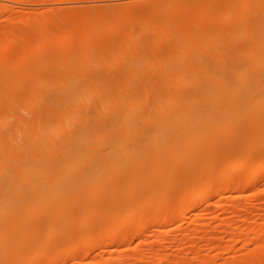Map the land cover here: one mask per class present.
<instances>
[{"label": "bare ground", "instance_id": "6f19581e", "mask_svg": "<svg viewBox=\"0 0 264 264\" xmlns=\"http://www.w3.org/2000/svg\"><path fill=\"white\" fill-rule=\"evenodd\" d=\"M158 1L141 15L108 6L2 28L0 264L168 262L172 255L147 251L148 229L162 237L178 214L213 198L223 216L237 217L239 198L264 182V0H219V16L216 0ZM234 7L237 20L225 18ZM106 56L113 66L103 65ZM256 205L264 215V201ZM255 220L223 232L224 252L237 239L259 248L231 264H264V220ZM201 228L218 253L211 223ZM186 235L163 241L178 242L168 263L214 264V255L199 259L192 243L184 247ZM132 244L146 249L127 259Z\"/></svg>", "mask_w": 264, "mask_h": 264}, {"label": "rangeland", "instance_id": "374dc122", "mask_svg": "<svg viewBox=\"0 0 264 264\" xmlns=\"http://www.w3.org/2000/svg\"><path fill=\"white\" fill-rule=\"evenodd\" d=\"M149 1L150 0H0V32H1V30H2V28H4L5 26H6V28L7 27H11V29H12V27H13V29H14V27H15V31H18V29L16 30V27L17 28H20V27H24V25H26L25 24V21H27V23H29L30 21H32V20H30L31 18H33V17H37V19L39 18H41L42 20H44L43 18L44 17H46V18H49L50 16H51V18H54V16L56 17V15L57 14H59V15H57V16H62V17H65L64 15H63V13L65 14H67V16L69 15V17L70 16H77V17H79V16H81V15H83V14H85V13H87L89 10L91 11V10H93V11H91V12H97V11H100L102 8H104V7H108V6H111L112 8H122V7H125V5H128L129 7V9L128 8H126V10L124 11L125 13H126V15L127 14H131V15H134V13L136 14H139L140 13V15H141V13H144V11L146 12L147 11V8L146 7H149L148 5L150 4L151 6L150 7H152V6H154L155 4H154V0H152L151 2L153 3V5L151 4V2L149 3ZM157 1L158 0H155V2L157 3ZM162 1L164 2V1H166V0H159L158 2H160V4L162 3ZM168 1V0H167ZM174 1V0H173ZM176 1V0H175ZM197 1V0H196ZM200 1H202V0H198V3L200 2ZM142 3V2H144V3H142V4H136V3ZM170 2H172V0H170ZM169 1H168V3H170ZM177 2V1H176ZM175 2V3H176ZM220 2H222V0H220ZM128 3H131V4H128ZM134 3V4H133ZM148 3V4H147ZM174 3V2H173ZM173 3H170L171 5L170 6H172L173 7ZM216 3H218L217 5H216ZM216 3H215V13H217V15L219 14V15H221L222 14V8H221V5H219V0H216ZM158 4V5H157ZM156 5H157V8L155 7L154 8V10L155 9H158V6L160 7V5H159V3H157ZM220 6V7H219ZM175 7V6H174ZM178 7V6H177ZM177 7L175 8V10L174 11H176V10H178L177 9ZM217 7H218V9H217ZM145 8H146V10H145ZM151 9V8H150ZM237 9V8H236ZM115 10V9H114ZM118 10V9H117ZM149 10V9H148ZM217 10H221V12H219V11H217ZM233 10H235V7H234V9L232 8V11L230 10V15H232V17L230 16V15H228L229 13L227 12V17L225 16V18H227V19H229L228 17H230V19H234L235 21L237 20V12H235V11H233ZM143 11V12H142ZM157 11V10H156ZM237 11V10H236ZM159 12V11H158ZM61 13H62V15H61ZM56 14V15H55ZM236 14V15H235ZM49 15V16H48ZM218 15V16H219ZM43 17V18H42ZM10 18V19H9ZM17 20V19H19V21L16 23H12L11 21H13V20ZM25 21H24V20ZM34 20L33 21H36L37 19H35V18H33ZM10 20V21H9ZM15 20V21H16ZM20 20H23L22 22H20ZM10 22V24H9V22ZM32 21V23H34ZM24 22V23H23ZM7 23H8V25H7ZM11 23L14 25H11ZM36 23V22H35ZM32 25V24H31ZM36 25V24H35ZM27 26H28V24H27ZM26 27V26H25ZM6 28H4V29H6ZM23 29V28H22ZM13 30V31H14ZM19 30H21V28L19 29ZM89 31L90 32H92L93 30H92V28H90L89 29ZM150 31H152V28L150 29ZM152 32H156V30L154 29ZM151 32V33H152ZM17 33H19V32H17ZM0 36H2L1 35V33H0ZM215 40H217L216 39V37H215ZM246 40V42H247V38L245 39ZM213 41H214V39H213ZM164 42V41H163ZM162 42V43H163ZM245 41L243 40V43L242 44H244L243 45V47L244 46H246L247 44L246 43H244ZM154 44V41L152 40V42H151V44ZM216 42H213V47H215V45H216V47H221V44L220 43H218L217 42V44H215ZM150 44V45H151ZM152 44V47L154 46ZM162 45H167L166 43H164V44H161L159 47H162ZM219 45V46H218ZM164 46V47H165ZM151 47V46H150ZM237 46H233V48H236ZM154 48V47H153ZM163 48V47H162ZM152 49V48H151ZM54 50V49H53ZM52 49L51 50H49V51H46V52H50L49 54L48 53H42L43 55H41V54H39L40 56H43V58L42 57H40V60H43V61H45V60H49V55L51 56V54L53 53L52 51H53ZM52 52V53H51ZM80 51L79 50H77V52L76 53H79ZM10 53H12V52H10ZM9 53V54H10ZM5 54V58L2 56L1 58H0V64H2L3 63V61L6 59V55H7V53H4ZM39 55H37V56H35V58L37 59V57L39 56ZM44 55H45V58H44ZM47 57H49V58H47ZM107 58H106V60H104L103 61V65L105 66V67H111V66H113L114 65V62H113V64L111 63V60L112 59H110L111 57L110 56H106ZM34 58V59H35ZM35 59V60H36ZM38 59H39V57H38ZM110 59V60H109ZM6 61V60H5ZM4 61V62H5ZM76 60L74 59V64L76 65V66H78V67H81L82 65H83V63L82 62H75ZM116 64H118V61L117 62H115ZM103 66V67H104ZM263 172H264V170H263ZM262 181V180H261ZM261 181H259L257 184H255V187L253 188L254 190H251L250 191V193L249 192H247V193H244V195H242L241 196V198L243 197L244 199H241V198H239V201H237L238 200V198H236V197H238V195L237 194H232L233 196H230V197H235V199L233 198H229L228 199V201L230 202L231 201V203H235L236 201L239 203V202H241V203H239L241 206L242 205H244L245 204V206H242V207H244V208H242L243 210L241 211L242 213H243V216H242V213L240 212L239 213V215H237V217H239V216H241V217H239V218H237L236 216H233V215H230L231 213L230 212H228V214L230 215H228L227 213H226V215L228 216V218H230V219H226V215L225 216H223V214H221L220 212H218V210L216 209V207L218 208V206L216 205V203H218L217 202V200H215L216 198H213L212 200H209L208 201V199L206 200V202L207 203H211L212 201L213 202H215V203H211V205L213 206H211V205H209V204H207L205 201L203 202V204H201V206L199 205V208L198 207H195L194 209L195 210H199L198 212H196L195 210H194V212L192 213L191 211H189L186 215L184 214L183 216H180V214H178L180 217H181V219H180V217L177 215V217L179 218H177L176 217V220L178 219L179 221H176V223L175 224H172L169 228H168V230H170L169 232H168V234H164V235H166V237L164 238V240H162L163 239V236L162 237H159V238H161V240H157V239H159L157 236H156V234L158 233L157 231L158 230H156V234H155V230H152L151 231V229H148V231H146V233L144 234V239H143V241H145V242H147L146 243V246H147V251L149 252V250L150 249H148L149 248V246H152L153 247V249L151 250V252L152 251H154V252H152V255H153V257H154V259H155V257H159L160 255H161V253H163L162 255H167V257L169 256V255H172V257L171 256H169V259L170 258H172L173 260H169V259H167L168 260V262H172V263H174L175 261H174V259L176 260V257L174 256V250L176 249V247H177V245H178V242L176 243V241H175V243H173L174 245H169V244H166L165 242V239H168V237H169V239L171 238H179L180 236H185V234H187L186 236H190L189 237V239H187L188 240V242H186V244H184L185 246V248H186V246L188 247V245H190L191 243V245H192V247H193V252L195 253V251H197V253H195V255H197V257L199 258V259H203V258H205L206 256H207V254H209V256H207V258H211L210 256H212V255H214V256H212V257H214V258H212V260L214 261L215 260V262H213L214 264H223V263H225L226 264V262L225 261H229V262H227V264L229 263V264H231L232 262L231 261H233V262H236V261H238L237 259H239V258H237V257H241L239 260H242L243 259V257L244 258H247L249 255V258L251 257V255H252V252L254 251V253H253V255H256L257 253H258V249H257V247L255 248V246L253 245V243H252V245H251V243H249V245H251L250 247H249V245L248 246H246V247H248V251H246L247 250V248L246 247H241L243 244H241L242 242L241 241H239L238 239L236 240L237 242L236 243H234V246H233V249H231L230 251L231 252H224L223 251V248L225 247V244H228V242L226 241V239H225V235H226V233L224 234L223 232L225 231V232H231V229H233V227L235 228L236 226H239V229H241V228H245V230L247 229V225H248V229H249V225H251V223L255 220V219H257V220H255V223L256 224H258L259 222H263V220H264V215H263V213L261 212V210H260V208L256 205V204H259L260 203V201H264V198H263V196H261V198H258V197H256L255 196V193H257V189H259V191H260V189L262 190V191H260V193H262V194H264V182H262V183H260ZM260 183V184H259ZM256 185H258V186H256ZM257 187V188H256ZM263 187V188H262ZM256 189V190H255ZM253 191H256L255 193L253 192ZM254 193V194H253ZM247 194V195H246ZM237 195V196H236ZM250 195H251V198L256 202H253V200L251 201V198H250ZM252 195L255 197V198H257V201L255 200V198H253L252 197ZM249 196V197H248ZM245 197H248V200H249V198H250V200L248 201L247 200V203H249V205H251V206H253L252 208H251V206H249V208H248V204L246 205V202H245V200H246V198ZM232 199V200H231ZM237 199V200H236ZM262 199V200H261ZM236 200V201H235ZM241 200V201H240ZM232 201H235V202H232ZM253 204H255V205H253ZM259 202V203H258ZM251 203V204H250ZM206 204V205H205ZM203 205V206H202ZM214 206H216V207H214ZM254 206H255V208H254ZM201 207V208H200ZM248 209H247V208ZM256 207H258V208H256ZM213 208V209H212ZM181 209V208H180ZM179 209V210H180ZM209 209V210H208ZM211 209V210H210ZM255 210V211H253V210ZM257 209H258V211H257ZM178 210V209H177ZM208 210V211H207ZM251 210V211H250ZM260 210V211H259ZM211 211H214V212H211ZM247 211V212H246ZM252 211H253V213H252ZM256 211H257V213H256ZM180 212V211H179ZM198 213L199 215H197L196 213ZM209 212H210V214L211 213H214L212 216L211 215H209ZM248 212H250L251 214H249V215H247L248 214ZM259 212V213H258ZM177 213H178V211H177ZM195 213V215L196 216H198L199 217V219H198V217H194V214ZM260 213H261V216H260ZM220 214V215H219ZM256 215V216H253V215ZM175 215V216H176ZM245 215V216H244ZM202 216V217H201ZM222 216V217H221ZM194 217V218H193ZM216 217H220V218H218V219H214V218H216ZM224 217H225V219H224ZM231 217H233L232 219H231ZM242 217H244V218H242ZM246 217H248L250 220H252V222L248 219V218H246ZM252 217H254V218H252ZM197 218V219H196ZM200 218L202 219V220H200ZM212 218V219H211ZM223 220H222V219ZM241 218L242 219H244V220H246V221H243V220H241ZM261 218H263V219H261ZM195 219V220H194ZM221 219V220H220ZM248 219V220H247ZM259 219H261V220H259ZM227 220V221H226ZM229 220H231V221H229ZM233 220H234V222H233ZM237 220H239V221H237ZM259 220V221H258ZM194 221V222H193ZM217 221V222H216ZM240 221H242V222H240ZM247 221H249V223H246ZM195 222H200V223H205V224H202V226H200V224H198L197 226L198 227H196V225L194 224ZM209 222V223H208ZM220 222V223H219ZM229 222V223H228ZM235 222H237V223H235ZM244 222V223H243ZM261 222V223H262ZM211 223V225H212V227H213V230H212V232L210 231L209 232V234H211V235H209L208 234V236H210V237H217L218 239H219V246L220 247H222L221 249H219L218 250V253H216V254H212V253H210L209 252V248H208V246H205V243H207L209 240H210V238L209 237H207L206 235H204V233H203V231L202 230H200L199 228H201V229H203V226L204 225H207V224H210ZM223 224L224 225V228H225V230H222L221 229V231H220V229H218L220 232H218V230L217 229H215V228H217L218 226H216L215 224ZM225 223V224H224ZM231 223V224H230ZM233 223H235V224H233ZM240 223V224H239ZM197 224V223H196ZM217 224V225H218ZM226 224L228 225H231V226H233V227H231V226H226ZM233 224V225H232ZM236 224H238V225H236ZM243 224V225H242ZM214 225H215V227H214ZM235 225V226H234ZM242 225V226H241ZM192 226H193V228L194 229H196V228H198V231L197 230H194L193 228H192ZM196 228H195V227ZM191 227V228H190ZM228 227H229V230H228ZM231 227V228H230ZM223 228V229H224ZM227 228V229H226ZM238 228V227H237ZM190 229H192V230H194L195 232H199L198 234L197 233H193V231L192 230H190ZM214 229L216 230L215 232H214ZM167 230V231H168ZM154 231V232H153ZM188 231H190V232H188ZM201 231V232H200ZM152 232V233H151ZM218 232V233H217ZM149 235H148V234ZM184 234V235H182V234ZM188 233H189V235H188ZM194 234V235H193ZM264 234V233H263ZM169 235V236H168ZM178 235V236H177ZM180 235V236H179ZM193 237H192V236ZM156 236V237H155ZM171 236H173V237H171ZM177 236V237H176ZM195 238L194 240L192 239V238ZM205 237H207V238H205ZM264 237V236H263ZM155 238H157V239H155ZM177 238V239H178ZM209 239V240H208ZM155 240V241H154ZM156 240L158 241V243L156 242ZM142 241V243H145V242H143ZM163 241H165V242H163ZM191 241V242H190ZM193 241V242H192ZM196 241H198V242H196ZM207 241V242H206ZM226 241V242H225ZM97 242V243H96ZM100 242V241H99ZM99 242H98V240H96V241H94V243H93V245L95 244V246L96 245H99ZM149 242H153V243H155L156 242V246L155 245H152L153 243H151V245L149 244ZM161 242V243H160ZM239 242H241V243H239ZM134 243V242H133ZM160 243V244H159ZM163 243V244H162ZM190 243V244H189ZM134 244H136V243H134ZM164 245L166 248H164L163 246H158V245ZM188 244V245H187ZM195 244L198 246H195ZM201 246H200V245ZM235 244H237V245H235ZM133 245V244H132ZM132 245H131V247H132ZM145 244H143V246H144ZM149 245V246H148ZM168 245V246H167ZM134 246V245H133ZM143 246H139V248L141 249V248H145L146 249V246L145 247H143ZM199 246H200V248H199ZM202 246H204V247H202ZM135 247H138L137 245L136 246H134V249H132V248H130V249H128V250H131V251H127L126 250V252L124 251L125 249H123V248H118L117 250L119 251V249L121 250L122 249V251H124V254L126 255H123V254H121V253H123V252H121V251H119V252H121L120 253V258L121 257H123V256H125L127 259L128 258H130V257H128V256H131V254L133 253V255L132 256H135L136 254H138V253H141V252H144V251H142V250H145V249H141V250H139L138 248H136L135 249ZM158 247V248H157ZM172 248V250L171 249H169V248ZM175 249H174V248ZM183 247V248H184ZM206 247V248H205ZM241 247V248H240ZM156 248V249H155ZM163 248H164V250H163ZM194 248H196L195 250H194ZM197 248H198V250H199V252H198V250H197ZM208 248V249H207ZM236 248V249H235ZM110 250H111V252L113 253V251L116 249V248H114V247H110L109 248ZM108 249V250H109ZM112 249H114L113 251H112ZM156 251H155V250ZM157 249H160L159 251H161V253L157 250ZM163 251H162V250ZM256 249H257V251H256ZM110 250L109 251H107V254L110 252ZM141 251V252H139V251ZM166 250H167V253H165L166 252ZM171 250V251H170ZM200 250H203V251H200ZM133 251V252H132ZM135 251H138V252H136V254L134 255V253H135ZM170 253H169V252ZM232 251H233V253H232ZM257 253H256V252ZM96 253H98V250L97 251H95ZM110 252V253H111ZM155 252H156V255H155ZM160 254H159V253ZM173 252V253H172ZM200 252H202V253H200ZM245 252V253H244ZM251 252V253H250ZM158 253V254H157ZM200 253V254H199ZM248 253H250V254H248ZM99 254H101L102 255V253H100L99 252ZM105 255V254H103L102 255V257H105V256H107L108 257V255H111V254H108V255ZM129 254V255H128ZM169 254V255H168ZM202 254V255H201ZM206 254V255H205ZM246 254V256H244ZM248 254V255H247ZM101 255H94V256H96V257H99V256H101ZM113 255V254H112ZM122 255V256H121ZM157 255H159V256H157ZM179 255H181V256H178V257H183V255H184V253L181 251V252H179ZM201 255V256H200ZM252 255V256H253ZM131 256V257H132ZM200 256V257H199ZM126 258H122V259H126ZM41 259V258H40ZM232 259H234V260H232ZM42 260L43 259H41L40 260V262L42 263ZM168 262H166V261H164L163 263H160V264H165V263H167V264H169ZM155 263V262H154ZM171 263V264H172ZM148 264H150V263H148ZM151 264H153V263H151ZM159 264V263H158Z\"/></svg>", "mask_w": 264, "mask_h": 264}]
</instances>
